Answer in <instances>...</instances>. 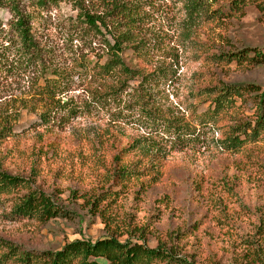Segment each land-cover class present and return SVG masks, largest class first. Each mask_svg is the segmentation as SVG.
Here are the masks:
<instances>
[{"label": "rangeland", "instance_id": "rangeland-1", "mask_svg": "<svg viewBox=\"0 0 264 264\" xmlns=\"http://www.w3.org/2000/svg\"><path fill=\"white\" fill-rule=\"evenodd\" d=\"M151 1V23L163 42L157 58L175 70L168 82L137 91L138 81L130 80L125 91L110 93L96 83L87 86L90 77L75 80L63 100L78 107L76 117L50 120L49 129L41 124L39 104L32 113L34 103H26L29 109L15 103L35 100L26 87L0 89V105H13L19 116L0 146V167L30 183V190L0 198V241L38 253L75 239L142 236L149 247L165 243L191 264H264L253 261L259 252L264 255V133L238 152L220 149L227 126L252 116V97L220 113L213 124L202 93L227 85L264 91V63H255L253 54L242 62L215 58L246 48L264 55V0H246L232 10L229 0H218L211 9L216 14L203 17L185 41L180 39L182 6L174 0ZM51 15L57 16L56 25L73 12L60 5ZM8 19L1 10L0 21ZM51 33L57 42L58 35ZM124 58L135 62L131 53ZM95 60L90 57L92 64ZM154 66L146 65L145 71ZM92 88L101 96L98 104L88 102ZM140 112L159 123L144 124ZM166 123L169 133L163 134ZM174 127L186 131L177 137ZM124 165L135 173L129 181L120 173ZM29 191L51 196L67 217L46 223L12 217L11 208ZM79 196L99 197L98 210L108 225Z\"/></svg>", "mask_w": 264, "mask_h": 264}, {"label": "trees", "instance_id": "trees-1", "mask_svg": "<svg viewBox=\"0 0 264 264\" xmlns=\"http://www.w3.org/2000/svg\"><path fill=\"white\" fill-rule=\"evenodd\" d=\"M174 2L180 4L184 12L181 20L183 32L180 33L182 41L190 39L191 30L203 17L217 12L211 9L218 0ZM229 2L232 10L244 5L246 0ZM60 5L69 6L73 15L61 18L55 25L57 16L53 19L51 11L60 10ZM1 10L7 11L9 19L4 24L0 21V89L12 84L26 87L31 99L35 100L28 101L25 97L13 102L20 109H29L26 103H34L31 104L32 113L39 104L42 109L39 119L46 129L54 124L50 120L76 117L78 107L71 99L63 100L72 91L75 80L85 81L90 77L87 86L96 83L97 87H103L110 93L116 89L121 93L130 80L138 81L137 91L149 90L156 84L168 82L175 75L172 66L163 61L159 63L157 58L163 51V42L151 23L149 14L154 10L151 0H0ZM53 30L58 35L57 42L51 41ZM126 52L131 53V61H135L131 65L124 58ZM249 54H253L255 63H264V55L247 48L221 53L215 58L242 62L248 59ZM90 57L96 59L94 64ZM153 62L154 68L145 71L146 65ZM95 90L89 91V103L101 102V96L96 95ZM202 91L211 105L206 116L213 124L218 121L220 113L236 107L237 102L241 103L237 106L240 108L245 97H252V116H241L227 126L220 140L222 151L238 152L247 144L260 140L264 133V91L260 92L253 85L209 87ZM13 107L8 103L0 105V146L13 133V122L19 117ZM141 117L146 125L148 122L159 123L148 112L142 113ZM161 129L163 134L169 133V124ZM172 131L181 137L186 128L178 130L174 127ZM120 173L125 181L135 175L128 165L121 166ZM25 188L30 190L28 180L11 175L0 167V198ZM83 200L88 211L99 213L104 221L103 213L98 210L100 198L83 197ZM10 215L46 223L67 217V212L51 196L41 191H29L13 205ZM103 224L108 225L105 221ZM133 240L120 241L114 236L95 241L75 239L56 251L38 253L0 241V264H191L178 257L175 249L167 248L165 243L151 248L142 236ZM263 260L264 255L259 252L253 261L260 263Z\"/></svg>", "mask_w": 264, "mask_h": 264}]
</instances>
